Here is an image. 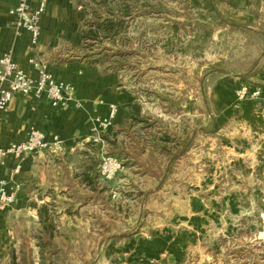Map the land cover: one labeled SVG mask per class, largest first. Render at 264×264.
I'll return each mask as SVG.
<instances>
[{
	"label": "rangeland",
	"instance_id": "1",
	"mask_svg": "<svg viewBox=\"0 0 264 264\" xmlns=\"http://www.w3.org/2000/svg\"><path fill=\"white\" fill-rule=\"evenodd\" d=\"M99 1L83 0L79 5L86 21L98 22L100 14H107L110 8L99 6ZM128 1L155 8H135L132 19L126 18L127 29L100 41L94 52L101 57V67L122 76L133 91L168 95L167 91H197L199 96L218 82L219 75H207L212 70L240 72L252 60L258 65L255 73L264 69V0L255 22L240 17L243 23L217 38L214 33L221 22L205 24L190 0ZM193 25L203 43L195 40L198 37L189 38ZM239 82L242 86L230 105L232 113L224 117L213 103L219 95L210 100L212 128L208 116L206 121L199 116L203 107L198 102L196 144L181 169L192 172L183 177L178 203L171 191L145 196L139 190L130 192L129 184L113 186L102 200L120 206L112 207L114 223L95 225L100 235L88 233L86 224L80 225L79 232L67 234V226L61 232L57 211L47 209L43 213L46 235L34 242L41 248L38 254L21 251L4 264H264V104L251 95L255 90L264 93V78L242 77ZM248 103L253 104L252 114L245 109ZM106 155L110 154L100 156V164ZM208 184L214 187L210 190ZM144 196L150 207L142 209ZM164 197L169 206L162 216L164 210L156 205ZM164 227L170 229L167 235L173 241L154 239V233Z\"/></svg>",
	"mask_w": 264,
	"mask_h": 264
},
{
	"label": "crops",
	"instance_id": "2",
	"mask_svg": "<svg viewBox=\"0 0 264 264\" xmlns=\"http://www.w3.org/2000/svg\"><path fill=\"white\" fill-rule=\"evenodd\" d=\"M42 1L29 0L31 12H35ZM114 2L112 0L110 6L117 7ZM190 2L205 24L221 22L214 33L217 38L218 34L228 32L229 27L243 23L240 17L247 20L244 22H255L263 0ZM17 3L18 0H0V59L12 52L19 67L32 77H36L37 72L29 63L30 59L47 63L56 81L71 85L73 98L67 107L55 108L46 96L15 94L8 111L0 116V148L26 140L32 130L45 133L48 139L58 136L64 145L60 153L40 151L21 159L9 157L5 165H0V179H12L21 185L15 202L0 212V264L21 251L38 254L41 248L34 247V242L46 235L43 213L47 209L49 213L50 209L57 211L62 226L57 229L61 232L64 226H67L64 227L67 234L70 230L79 232L80 225L86 224L88 233L100 235L95 225L102 221L107 226L114 223L116 213L112 207L118 209L120 206L102 200V195L108 194L113 186L129 184L130 192L139 190L145 196L150 192L165 194L171 191L172 200L178 203L177 191L183 177L192 172L181 169L187 160L190 161L189 155L196 144L198 102L203 107L199 116L203 115L204 121L208 116L212 128L210 100L219 95L213 103L225 117L227 112L232 113L230 105L242 86L239 82L242 77L261 79L262 75L264 78V69L255 73L257 63L252 60L244 71L215 69L208 72L210 76L219 75L218 82L213 90L203 89L199 96L197 91H167L169 95L166 91H133L126 79L101 67V57L84 49L82 30L87 16L79 6L83 0H46L36 47H32L29 33L17 28L16 19L9 14ZM106 16L104 13L103 17ZM194 27L189 31V38L198 37L199 40H195L203 43L204 37L201 40ZM251 71L254 72L250 74ZM111 105H117L118 111L103 136L104 143L95 145L92 142L93 120L108 117ZM245 106L250 114L255 112L252 103ZM202 126L206 127L207 123L199 128ZM103 154L116 156L123 163V171L113 182H104L100 177V156ZM17 167L20 173L14 175ZM145 196L139 206L142 209L150 207L145 204ZM156 206L164 210L162 216L167 214L166 197ZM172 217L174 220V215ZM71 225L74 227L69 229ZM168 231L170 229L164 227L153 237L173 241Z\"/></svg>",
	"mask_w": 264,
	"mask_h": 264
},
{
	"label": "built area",
	"instance_id": "3",
	"mask_svg": "<svg viewBox=\"0 0 264 264\" xmlns=\"http://www.w3.org/2000/svg\"><path fill=\"white\" fill-rule=\"evenodd\" d=\"M45 10L46 0L41 2L35 12H31L29 0H18L17 5L9 11V14L16 19V27L29 33L32 47H36L39 43L41 36L40 17L45 13ZM29 63L36 70V77L30 76L19 67L12 52L5 53L0 59V116L8 111L15 94L33 95L38 98L46 96L55 108H65L72 100L73 90L71 85L56 81L47 63L35 59H30ZM245 95L246 89L240 93V98L243 99ZM251 95L252 98L264 104V93L261 90H255ZM117 111L118 106L111 105L108 117L93 120L92 142L95 145L104 143L103 136L112 126ZM63 150V142L58 136L48 139L45 133L32 130L26 140L14 143L7 148H0V165H5L9 157L21 159L40 151L60 153ZM99 168L101 179L104 182H112L123 171V164L118 157L106 155L102 158ZM19 173L20 168L17 167L14 175ZM20 190L21 185L12 179H0V212L5 211L15 202Z\"/></svg>",
	"mask_w": 264,
	"mask_h": 264
},
{
	"label": "trees",
	"instance_id": "4",
	"mask_svg": "<svg viewBox=\"0 0 264 264\" xmlns=\"http://www.w3.org/2000/svg\"><path fill=\"white\" fill-rule=\"evenodd\" d=\"M131 1V0H130ZM214 0H207V2H213ZM127 3H124V0L121 3H118V7H112L107 3V0H100L97 4L99 6H106L107 8V16L104 18L99 15L100 20L98 22L94 21H86L84 25V29L82 30V38L84 41V49L88 52L93 53L94 50L97 48V45H100V41L103 43L104 39H112L115 36L119 35V33L123 30H126L129 21H126V18L129 20L132 19L134 9L138 8V10L146 9L152 10L155 6L148 4V5H140L139 1L136 4H132L128 0ZM131 3V4H130ZM121 8V11L119 9ZM142 8V9H140ZM257 64H255V68H257ZM255 70V69H254ZM254 71H251V74Z\"/></svg>",
	"mask_w": 264,
	"mask_h": 264
}]
</instances>
